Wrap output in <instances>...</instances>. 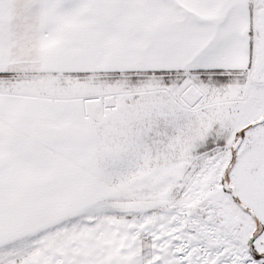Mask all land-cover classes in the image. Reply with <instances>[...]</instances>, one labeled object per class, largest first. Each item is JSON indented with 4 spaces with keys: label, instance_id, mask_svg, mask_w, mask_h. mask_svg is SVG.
Returning <instances> with one entry per match:
<instances>
[{
    "label": "snow or ice",
    "instance_id": "snow-or-ice-1",
    "mask_svg": "<svg viewBox=\"0 0 264 264\" xmlns=\"http://www.w3.org/2000/svg\"><path fill=\"white\" fill-rule=\"evenodd\" d=\"M0 264H264V0H0Z\"/></svg>",
    "mask_w": 264,
    "mask_h": 264
}]
</instances>
